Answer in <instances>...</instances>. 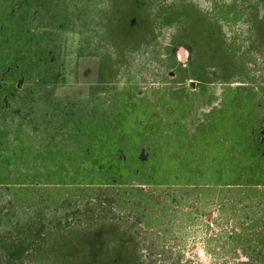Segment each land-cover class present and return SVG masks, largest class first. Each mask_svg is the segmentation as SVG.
Here are the masks:
<instances>
[{"label":"rangeland","instance_id":"1","mask_svg":"<svg viewBox=\"0 0 264 264\" xmlns=\"http://www.w3.org/2000/svg\"><path fill=\"white\" fill-rule=\"evenodd\" d=\"M0 264H264V0H0Z\"/></svg>","mask_w":264,"mask_h":264},{"label":"water","instance_id":"2","mask_svg":"<svg viewBox=\"0 0 264 264\" xmlns=\"http://www.w3.org/2000/svg\"><path fill=\"white\" fill-rule=\"evenodd\" d=\"M179 54H180V60L183 62L186 59L185 54V47L183 45L178 46Z\"/></svg>","mask_w":264,"mask_h":264},{"label":"trees","instance_id":"3","mask_svg":"<svg viewBox=\"0 0 264 264\" xmlns=\"http://www.w3.org/2000/svg\"><path fill=\"white\" fill-rule=\"evenodd\" d=\"M57 100H58L59 102H61V101L65 100V99L62 98V97H59ZM61 104H63V102H61ZM46 107H47V106H46ZM47 108H48V107H47ZM46 110L49 112V110H48V109H45L44 106L42 105V106L40 107V109H39L37 112H38V113H40V111L45 112Z\"/></svg>","mask_w":264,"mask_h":264}]
</instances>
